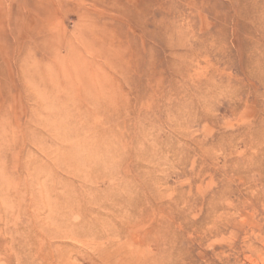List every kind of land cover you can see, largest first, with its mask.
<instances>
[{
    "label": "rangeland",
    "instance_id": "rangeland-1",
    "mask_svg": "<svg viewBox=\"0 0 264 264\" xmlns=\"http://www.w3.org/2000/svg\"><path fill=\"white\" fill-rule=\"evenodd\" d=\"M0 264H264V0H0Z\"/></svg>",
    "mask_w": 264,
    "mask_h": 264
}]
</instances>
